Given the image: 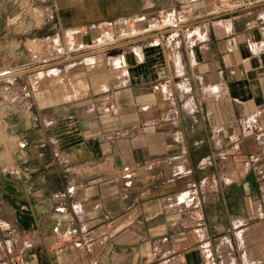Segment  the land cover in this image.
Returning a JSON list of instances; mask_svg holds the SVG:
<instances>
[{
	"label": "crops",
	"instance_id": "crops-1",
	"mask_svg": "<svg viewBox=\"0 0 264 264\" xmlns=\"http://www.w3.org/2000/svg\"><path fill=\"white\" fill-rule=\"evenodd\" d=\"M0 264H264V0H0Z\"/></svg>",
	"mask_w": 264,
	"mask_h": 264
},
{
	"label": "built area",
	"instance_id": "built-area-1",
	"mask_svg": "<svg viewBox=\"0 0 264 264\" xmlns=\"http://www.w3.org/2000/svg\"><path fill=\"white\" fill-rule=\"evenodd\" d=\"M82 33H86V30H82ZM113 38H114V33L112 32L108 35V38L102 42V44H106L109 41H112ZM96 40L100 41V39H96ZM30 53H31L30 54V60H31L32 64L34 65L33 67L34 68H42L44 63H45V58H42V55L37 50L32 49V50H30ZM124 176L127 180V183H130L131 178L133 176V172L131 170L125 168L124 169ZM59 250H62V248H59Z\"/></svg>",
	"mask_w": 264,
	"mask_h": 264
},
{
	"label": "rangeland",
	"instance_id": "rangeland-1",
	"mask_svg": "<svg viewBox=\"0 0 264 264\" xmlns=\"http://www.w3.org/2000/svg\"><path fill=\"white\" fill-rule=\"evenodd\" d=\"M49 45H51V43L48 39H46V40L39 41L36 45H34V48H33L34 50L39 51V53L42 55V58H45V62L47 61L48 57L51 55V53L49 52V48H48ZM5 91L11 92V88L5 89Z\"/></svg>",
	"mask_w": 264,
	"mask_h": 264
},
{
	"label": "bare ground",
	"instance_id": "bare-ground-1",
	"mask_svg": "<svg viewBox=\"0 0 264 264\" xmlns=\"http://www.w3.org/2000/svg\"><path fill=\"white\" fill-rule=\"evenodd\" d=\"M107 35V34H106Z\"/></svg>",
	"mask_w": 264,
	"mask_h": 264
}]
</instances>
